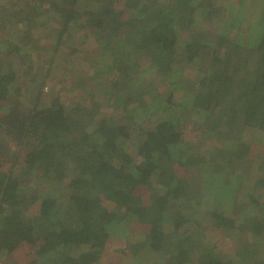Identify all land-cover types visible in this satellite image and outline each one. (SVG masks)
Returning <instances> with one entry per match:
<instances>
[{
    "label": "trees",
    "instance_id": "obj_1",
    "mask_svg": "<svg viewBox=\"0 0 264 264\" xmlns=\"http://www.w3.org/2000/svg\"><path fill=\"white\" fill-rule=\"evenodd\" d=\"M29 1L0 0L3 259L19 264L12 254L28 244L36 253L21 264H92L109 239L130 253L128 264H147V253L151 264H247L252 255L264 264L262 162L252 157L264 138V0L252 16L248 0H126L116 17L103 10L116 0ZM46 28L55 45L38 77L41 57L30 47ZM91 40L99 55L72 79L65 68ZM59 68L69 98L55 91L40 107ZM94 104L122 115L107 119ZM204 187L225 195L222 210ZM145 194L152 210L138 217ZM36 199L41 208L29 216ZM106 201L112 211L92 216ZM123 216L145 228L135 233ZM207 223L228 253L207 244Z\"/></svg>",
    "mask_w": 264,
    "mask_h": 264
},
{
    "label": "rangeland",
    "instance_id": "obj_2",
    "mask_svg": "<svg viewBox=\"0 0 264 264\" xmlns=\"http://www.w3.org/2000/svg\"><path fill=\"white\" fill-rule=\"evenodd\" d=\"M19 3L24 4V5L28 4L27 6H31V4H34V2H30L29 0H19ZM116 3L118 4L117 6L112 5L113 7H105L103 9L104 14L107 16H115V17L118 13L122 14V11L124 8L123 4L126 3V0H119V2L116 0ZM255 3H256L255 0H248L247 9L250 13H247V15L251 14V12H253V8H254ZM242 12H244V14L246 15L245 11H242ZM51 14H52V16H54L55 19H57L55 13H51ZM250 16H252V14ZM48 33H49L48 28L42 30V32L37 35L38 38H36L34 41L31 42L30 49L32 51V54L38 53L37 56L40 55V57H41V60L39 61V63L34 67V71L36 72L35 76H36V74L37 75L39 74L38 77H41L42 75H47L48 67L46 65H48L51 62L52 56H49L48 53H46L45 51H47L51 48L54 49V45H55V41L53 40L51 42V40L49 39V37H51V36H49ZM2 40L10 43L9 38H3ZM90 42L92 43V40L89 42L83 41L81 43L82 45L80 46V48H78V46L75 48V49H80L82 51L75 53L78 55V59H76L74 61L73 66L65 68V70L68 72V75L72 79L77 80V79H81L82 77L88 75L91 71V63L89 62L88 59L92 58L93 56L97 57L99 55V50L95 51V48H97L98 46L95 45V46H93V49H92ZM12 43H14L15 45L18 44V42L14 39H12ZM72 50H73V48H69V51H72ZM61 52H63V51H61ZM10 53H13V52H10ZM87 57H89V58L87 59ZM74 58H76V57H74ZM52 59L55 60L52 63V65L54 67L59 66V65L60 66L64 65L63 54L61 55V58H60V56H58V57H55ZM85 59L87 61H85ZM69 64L70 63H68L67 65H69ZM246 74H247V72H246ZM35 76H34V80L31 81L30 83H28V86H30L28 88H30L29 90H30L31 96L35 95L38 92L37 91L38 86L34 82L35 78H36ZM64 78H65V73L63 74L62 68L57 69V72H55V73L53 72V75L52 74L50 75L49 80L47 81L46 85L43 87V90L40 93V94H43L41 102H40V107H43V106L50 103V100L52 98V92H55V91H58V93L63 94L62 98L63 97L65 98L64 101H66L67 98H69L68 95H65L62 92V90H64V88H65ZM162 89L164 90L163 86L160 87L159 92H162ZM23 92L25 93L24 90H23ZM20 101H22L23 103H26V104L30 103V102L26 101L25 98H20ZM29 105H31V104H29ZM94 107L98 112H101L107 119L113 118V117L118 118L122 115V111L119 107L116 108L115 106L110 105L108 107L101 108V107H98L96 104H94ZM191 137H192V135H191ZM195 137L196 136H194V138ZM258 140H260L261 148H259V150L255 149L252 152V157L254 160H257L258 162H262L261 171H260V175H259L260 176L259 177V182H260L259 192H261L263 194L262 198L264 200V138L260 139V137H259ZM212 143L216 144V142L213 140H212ZM216 193H217V195H216ZM203 197L211 199L212 201L215 199V197H217L215 200L218 203L216 205V208H218V210L223 209L224 204H226V203H224L225 200L227 202V199H225V195H222L217 189L214 192L212 189H209L208 187H204ZM140 201L142 203V208H140V210H139L141 215L138 217H142V216H144V214L146 212L152 210L149 195H147V194L141 195ZM41 202L42 201L39 199L32 200L31 203H29L27 205V213L26 214L29 216L36 215L41 208ZM211 203L213 204V202H211ZM205 204L208 206V208L206 210H208L209 208H211L210 211L216 210L215 205H208V203H206V200H204V207H206ZM100 207H101L100 209H94V212H92V216L95 215L97 217L98 216L100 217V214H101L100 210L101 209L103 211H112V209L114 208L113 204L111 205L107 201L103 202L100 205ZM225 208L227 211L228 207L226 206ZM256 213L259 214L258 211L254 212V214H256ZM69 217H67V221H66L67 223L66 224L71 226L77 217L75 215H73L71 218H69ZM123 217H124L123 221L125 220V222H122V223L130 226L135 233H140L141 231H143V228H145V226L140 225L136 220L132 221V224H131V222L128 223L129 221H126V220H130L131 216H127V217L123 216ZM245 217L248 219L249 217H252V214L245 215ZM208 224H209V228H208V231L206 233L207 244H209L208 240L211 243H218L220 245V247L222 248L221 250H224L226 253H228L227 252L228 248L225 246V243L221 242V240H219V239L215 240V237L218 235V232H216V230H215L216 228L213 227L211 225V223H207V225ZM239 225L241 226V223H239ZM239 225L236 224L237 227H239ZM167 235H174V234H171L170 231L167 230ZM33 243H35V242L31 241V244H33ZM36 244L38 245L37 242H36ZM115 245L116 244H115V242H113V240L111 241L109 239L108 240L104 239V246H103L102 250H100L99 255L98 254L96 255V256H98V258H94L95 262L94 263L92 262V264H128L130 253H128V252L125 253L124 251L120 250V248H119L120 246L118 244L116 245L117 247ZM252 246H253V244L250 243L249 248H251ZM36 247L37 246L34 247V246L28 245V244H21L15 250V252L12 254L13 259L15 260V262L17 261L19 264L25 263V260H27L30 255H32L33 253H36V250H37ZM226 255H227L226 258L230 257V254H226ZM74 256H76V255H74ZM223 256H225V255H223ZM252 256L253 257L251 259H248L247 261L245 260V262L247 264H258V262L255 261L254 255H252ZM5 259H6V257L3 259V256L1 253L0 254V264H9V262L6 261ZM13 259H10V260H13ZM143 259L147 264H151L155 260V257L150 255L149 253H147L146 255L143 256ZM261 259L264 260V253H263Z\"/></svg>",
    "mask_w": 264,
    "mask_h": 264
}]
</instances>
